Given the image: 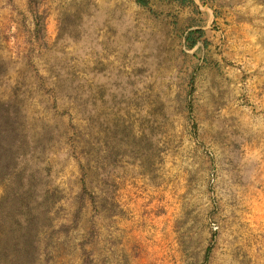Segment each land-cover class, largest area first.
I'll use <instances>...</instances> for the list:
<instances>
[{
  "label": "rangeland",
  "instance_id": "374dc122",
  "mask_svg": "<svg viewBox=\"0 0 264 264\" xmlns=\"http://www.w3.org/2000/svg\"><path fill=\"white\" fill-rule=\"evenodd\" d=\"M145 1L0 0V264H264V0Z\"/></svg>",
  "mask_w": 264,
  "mask_h": 264
},
{
  "label": "trees",
  "instance_id": "16d2710c",
  "mask_svg": "<svg viewBox=\"0 0 264 264\" xmlns=\"http://www.w3.org/2000/svg\"><path fill=\"white\" fill-rule=\"evenodd\" d=\"M139 5H145V0H135ZM194 33H189L185 38L187 48L191 49L195 45ZM18 116V110L13 106L12 101H0V183L4 179H9L11 170L17 162L16 152L21 148L15 120ZM27 179L24 183H20L16 192L10 193V198L19 197L21 201H25L31 196L30 191L26 187ZM13 190V189H12Z\"/></svg>",
  "mask_w": 264,
  "mask_h": 264
}]
</instances>
